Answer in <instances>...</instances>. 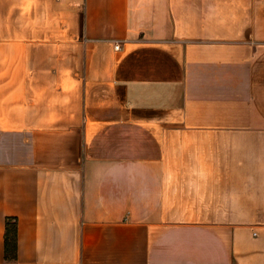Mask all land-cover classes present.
I'll list each match as a JSON object with an SVG mask.
<instances>
[{
	"label": "crops",
	"instance_id": "1",
	"mask_svg": "<svg viewBox=\"0 0 264 264\" xmlns=\"http://www.w3.org/2000/svg\"><path fill=\"white\" fill-rule=\"evenodd\" d=\"M0 264H264V0H0Z\"/></svg>",
	"mask_w": 264,
	"mask_h": 264
},
{
	"label": "trees",
	"instance_id": "2",
	"mask_svg": "<svg viewBox=\"0 0 264 264\" xmlns=\"http://www.w3.org/2000/svg\"><path fill=\"white\" fill-rule=\"evenodd\" d=\"M5 259H17V217L13 215L5 218Z\"/></svg>",
	"mask_w": 264,
	"mask_h": 264
},
{
	"label": "built area",
	"instance_id": "3",
	"mask_svg": "<svg viewBox=\"0 0 264 264\" xmlns=\"http://www.w3.org/2000/svg\"><path fill=\"white\" fill-rule=\"evenodd\" d=\"M115 47H117V48H118V47H119V44H116V45H115Z\"/></svg>",
	"mask_w": 264,
	"mask_h": 264
}]
</instances>
